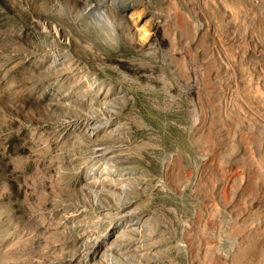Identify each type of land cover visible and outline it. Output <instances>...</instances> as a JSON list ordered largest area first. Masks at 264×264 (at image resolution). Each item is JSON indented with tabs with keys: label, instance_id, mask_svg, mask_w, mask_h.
I'll return each instance as SVG.
<instances>
[{
	"label": "rangeland",
	"instance_id": "rangeland-1",
	"mask_svg": "<svg viewBox=\"0 0 264 264\" xmlns=\"http://www.w3.org/2000/svg\"><path fill=\"white\" fill-rule=\"evenodd\" d=\"M0 264H264V0H0Z\"/></svg>",
	"mask_w": 264,
	"mask_h": 264
},
{
	"label": "bare ground",
	"instance_id": "bare-ground-1",
	"mask_svg": "<svg viewBox=\"0 0 264 264\" xmlns=\"http://www.w3.org/2000/svg\"><path fill=\"white\" fill-rule=\"evenodd\" d=\"M101 153H102V156L103 155H111V156H114L115 154H118L119 153V150L117 148H112L110 150L109 149L104 150Z\"/></svg>",
	"mask_w": 264,
	"mask_h": 264
}]
</instances>
